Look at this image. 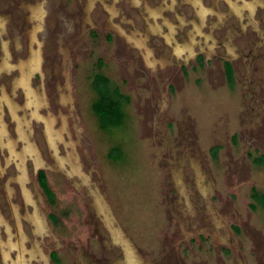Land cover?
<instances>
[{
	"label": "rangeland",
	"instance_id": "rangeland-1",
	"mask_svg": "<svg viewBox=\"0 0 264 264\" xmlns=\"http://www.w3.org/2000/svg\"><path fill=\"white\" fill-rule=\"evenodd\" d=\"M145 22L160 29L145 36ZM30 47L44 120L21 108V86L11 93ZM6 54L0 92L26 114L32 146L14 139L23 166L0 147V216L14 226L15 211L22 258L1 223L7 264L24 261L21 229L24 247L36 244L26 264H264V205L252 196L264 194V0H0Z\"/></svg>",
	"mask_w": 264,
	"mask_h": 264
},
{
	"label": "flooded vegetation",
	"instance_id": "flooded-vegetation-1",
	"mask_svg": "<svg viewBox=\"0 0 264 264\" xmlns=\"http://www.w3.org/2000/svg\"><path fill=\"white\" fill-rule=\"evenodd\" d=\"M197 6H198V3L195 6L196 14L202 15L203 11H205V7L202 6V5H199L198 7ZM27 9L31 12V13H29V14H31V16L34 14L33 16L38 17L39 14H41V13H39V12H41V9L39 7H37V6H32V5L30 6L29 5L27 7ZM196 27H197V25L195 23H193L192 24V28L193 29H196ZM159 29H160V27L156 31H150V32H148L146 30V22H145V33L146 34H144V35L145 36H147V35L149 36V35H151L153 33H157ZM187 39H188V37H187ZM187 39H185V40H187ZM191 39L192 38H190V40L188 41V44H185V45H187V47L189 46V43H190ZM185 40H183V41H185ZM36 52H38V53H36ZM175 54H178V53L175 52ZM39 57H40L39 48L38 49L31 48L30 51H29L28 56L25 59H22L19 62V66H18V69H17L18 72H19V76L16 75L15 78L13 77L14 79L12 78L13 81L11 80L12 81L11 93L14 94V92L17 91L16 88L19 89L18 86H21L23 88V97H24L23 100H22V103H19L21 105V108H23V106H25V107L31 106V104H32L34 106V108L31 111V115H33V116L37 115L38 117L37 116H35V117L42 118L44 120L43 117H41V116L39 117L38 111L36 110V107H37L36 105H37V103H39L38 102V98H37V95H39V93H37L36 90H33V88H31V86H30V76H31V73H32V71L34 69H36L38 67V65H39V63L41 61V58H39ZM0 58H1L0 59L1 62H3V66L5 67V69H8V68H10V67L13 66L10 63V61L7 60L8 59L7 58V54L5 56L4 55L3 56H0ZM34 63H36V64H34ZM225 66H229L231 68L230 64L227 63V62H225ZM2 85H0V86H2ZM10 87H11V82H10ZM10 87L8 88L9 90H10ZM4 88H5V86H4ZM9 90H7V91H9ZM3 102L6 103L7 107L9 108V111L12 114V116L16 119L15 120V130H14L15 131V135H14L15 137L14 138L9 137V134H8V131H7L8 125L6 126V124H5L4 120H3V117H2L3 111H2V108H0V147H3L2 149H4V150H6V148L8 147L9 148V149H7L8 159H10L12 157L18 156V158L21 161L20 166H23L24 165V162L21 160V156H23V153L17 152L14 139L16 140L17 138H23L24 144H25L24 145V148H23L24 151H26L25 150L26 148H27V150L29 152L31 151L32 146L31 145H28L29 144V141H28L27 134H26V131H25V118H26L25 115L26 114L23 111L22 116H18L17 115L16 110H17V107L18 106L12 100H10L7 97V93L4 90H2L0 92V105ZM3 108H6V107L3 106ZM47 118L45 119V125H44V127H45V130H44L45 131V134L47 136V132H48L50 135L54 136V132H53V129L54 128L52 129L53 123L51 121V124H50V122L47 121ZM11 120H12V118H11ZM12 123L14 124V121L13 120H12ZM57 129H59V128H57ZM13 145L15 146V149H13ZM20 168H21L22 173H25V169H23V167H20ZM41 177L45 181V187L41 184V180H42ZM36 181H37V184H38L40 190L41 191L43 190L47 196L51 197V191L49 190V186L47 184L48 183L47 175H46V173H45V171L43 169H39L37 171V173H36ZM192 183H194V180L187 179V181H185L183 183V187L184 188H187L188 191H189L190 188H191ZM189 193H190V191H189ZM29 197H30V194H28V198ZM16 209H17V212L19 213L18 214V216H19L18 218H19V220H21V216H20L21 214L19 212L18 207ZM14 210L15 209H13V207H12V211L11 212H13ZM11 214H12L11 217H12V221L14 223V226H10L9 223L5 219H4V221H5V223H4L2 216H0V224L3 223L4 226H5V228H6V232L8 234V238H7V241L8 242L15 243L14 241H11L10 238H11V236H13V237L16 236L17 242L14 245L12 244V247H15L16 250H18V251H16L17 256H18V258L22 259L21 258V254H20V248H19V246H17L20 243L18 241V238H19L18 233L15 232V218H14V215H13V214H15V211L13 213H11ZM39 219H40V217H39ZM40 220L42 222V218ZM6 223H7V225H9L10 228H8V226L6 225ZM10 230L13 233V235L11 234ZM21 232H22V236H23V248H24V250H23V256H24L23 259H24V261H23L22 264H26L28 262V258H27V255L26 254H28V253L30 254V253L36 252L34 250L36 248V244L31 245L30 247H28V249L26 247H24V242H27L26 241L27 240V237H26V235H24L25 233H23V230L22 229H21ZM15 233H16V235H15ZM7 241H3L2 238L0 237V252H1L2 259H3L4 264H7L6 263L7 260L4 257V256H6V252L5 251L8 252V250H9V244H8ZM124 245H125V247H127V251H129L128 244L126 243ZM8 254H9V252H8ZM50 256H51L52 259L54 257L57 258V255H56V252L55 251H51L50 252ZM9 259L10 260H8V261H10V262H8V264H19V262H18L17 259L15 260V259L11 258L10 256H9ZM54 261H56V259Z\"/></svg>",
	"mask_w": 264,
	"mask_h": 264
},
{
	"label": "trees",
	"instance_id": "trees-1",
	"mask_svg": "<svg viewBox=\"0 0 264 264\" xmlns=\"http://www.w3.org/2000/svg\"><path fill=\"white\" fill-rule=\"evenodd\" d=\"M107 81H108V77H106V76H101V77L93 80V87L98 91V93L101 95V97H105L106 94H108ZM114 101H117V100H114ZM107 102H108V105L111 106V108H113V106L115 108L114 102H112V100H108ZM112 104H113V106H112ZM41 184L45 187V181L43 180V178L41 180ZM252 196L254 198H256L257 201H259L260 203H262L264 205V194H262L260 196L259 193L254 191Z\"/></svg>",
	"mask_w": 264,
	"mask_h": 264
},
{
	"label": "bare ground",
	"instance_id": "bare-ground-1",
	"mask_svg": "<svg viewBox=\"0 0 264 264\" xmlns=\"http://www.w3.org/2000/svg\"><path fill=\"white\" fill-rule=\"evenodd\" d=\"M36 53H38V52H36ZM38 56H39V55H38ZM38 56H37V57H38ZM39 58H40V57H39ZM35 59H36V58H35ZM35 59H34V60H35ZM38 61H39V60H38ZM35 62H36V61H35ZM34 64H36V63H34ZM35 93H36V92H35ZM30 94H31V93H30Z\"/></svg>",
	"mask_w": 264,
	"mask_h": 264
}]
</instances>
